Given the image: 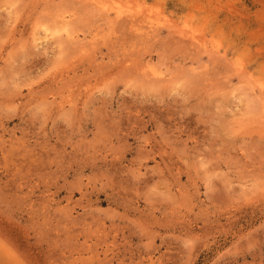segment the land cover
Returning a JSON list of instances; mask_svg holds the SVG:
<instances>
[{
  "label": "rangeland",
  "instance_id": "obj_1",
  "mask_svg": "<svg viewBox=\"0 0 264 264\" xmlns=\"http://www.w3.org/2000/svg\"><path fill=\"white\" fill-rule=\"evenodd\" d=\"M0 264H264V0H0Z\"/></svg>",
  "mask_w": 264,
  "mask_h": 264
},
{
  "label": "bare ground",
  "instance_id": "obj_2",
  "mask_svg": "<svg viewBox=\"0 0 264 264\" xmlns=\"http://www.w3.org/2000/svg\"><path fill=\"white\" fill-rule=\"evenodd\" d=\"M262 88V87H261Z\"/></svg>",
  "mask_w": 264,
  "mask_h": 264
}]
</instances>
